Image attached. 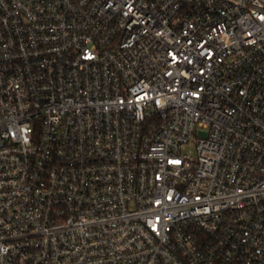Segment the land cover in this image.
Returning <instances> with one entry per match:
<instances>
[{"label": "built area", "instance_id": "obj_1", "mask_svg": "<svg viewBox=\"0 0 264 264\" xmlns=\"http://www.w3.org/2000/svg\"><path fill=\"white\" fill-rule=\"evenodd\" d=\"M0 264H264V0H0Z\"/></svg>", "mask_w": 264, "mask_h": 264}, {"label": "rangeland", "instance_id": "obj_2", "mask_svg": "<svg viewBox=\"0 0 264 264\" xmlns=\"http://www.w3.org/2000/svg\"><path fill=\"white\" fill-rule=\"evenodd\" d=\"M191 149H193L192 147H189L188 149H187V151H189V150H191Z\"/></svg>", "mask_w": 264, "mask_h": 264}]
</instances>
